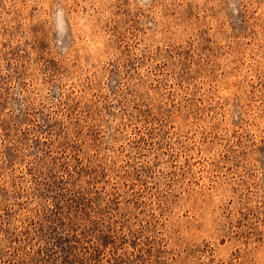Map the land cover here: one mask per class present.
Masks as SVG:
<instances>
[{
  "label": "rangeland",
  "instance_id": "obj_1",
  "mask_svg": "<svg viewBox=\"0 0 264 264\" xmlns=\"http://www.w3.org/2000/svg\"><path fill=\"white\" fill-rule=\"evenodd\" d=\"M0 264H264V0H0Z\"/></svg>",
  "mask_w": 264,
  "mask_h": 264
}]
</instances>
